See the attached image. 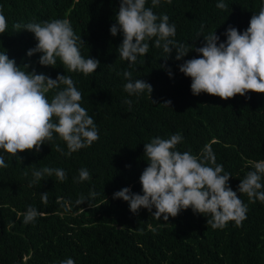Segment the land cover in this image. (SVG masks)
I'll use <instances>...</instances> for the list:
<instances>
[{"label":"trees","instance_id":"1","mask_svg":"<svg viewBox=\"0 0 264 264\" xmlns=\"http://www.w3.org/2000/svg\"><path fill=\"white\" fill-rule=\"evenodd\" d=\"M219 2L160 0L152 9L175 24L173 39L190 51L184 60L198 55L194 48L202 47L210 33L216 32L223 42L229 26L246 30L252 15L264 6V0H223L224 10L217 8ZM119 5L120 0H0L7 21L0 53L6 52L22 70L28 65L27 71L35 69L52 79L70 76L99 133L91 146L71 156L62 154L68 149L55 133L39 152L11 156L0 150L8 165L0 168V264H60L67 258L75 264H264V203H251L246 194L240 199L247 205V218L240 225L229 221L222 229H212L207 225L210 217L191 208L166 222L153 216L155 208L133 214L127 202L113 199L125 187L143 194L139 178L148 166L144 144L156 137L180 133L183 141L177 150L197 156L210 150L216 164L231 174L228 183L238 196L240 180L253 170L249 162L264 160V94L249 92L229 100L205 93L194 96L191 79L179 71L184 61L175 59V49L168 55L155 47V37L147 41L148 52L130 66L118 51L122 35L110 33ZM146 7H152V0ZM53 19L70 22L85 43L81 55L99 61L96 72H70L58 58L54 68L44 67L38 62L41 53L27 56L37 44L34 34L13 25ZM124 71L150 84L151 96L147 90L129 95ZM53 94H47L49 100ZM125 100L133 102L131 110ZM168 100L170 107L159 105ZM44 167L63 169L67 179L60 181L53 174L32 183L33 170ZM81 168L91 179L75 182ZM80 196L86 201L77 205ZM29 206L42 215L25 224Z\"/></svg>","mask_w":264,"mask_h":264},{"label":"clouds","instance_id":"2","mask_svg":"<svg viewBox=\"0 0 264 264\" xmlns=\"http://www.w3.org/2000/svg\"><path fill=\"white\" fill-rule=\"evenodd\" d=\"M146 3L147 0H120L115 23L110 28L113 37L118 33L122 35L118 51L130 66L148 52L147 41L155 37V47L162 48L168 55L175 49V59L184 61L179 65V71L191 79L194 96L205 93L229 100L249 92L264 94V6L258 14L252 15L246 30L240 32L229 26L223 42L216 32L210 33L203 37L202 47L194 48L198 55L184 60L190 51L173 39L175 24H169L167 15L158 17L152 10L160 0H152V7H146ZM217 8L227 10V5L221 0ZM13 27L34 34L37 44L27 56L41 53L38 61L41 66L53 67L58 58L68 71L85 75L96 72L100 66L97 59L81 55L80 47L85 43L67 19L17 23ZM6 29V17L0 12V34ZM28 67L24 65L22 70L6 52L0 53V150L11 156L33 149L39 152L46 141L53 140L55 133L66 143L68 152L62 154L71 156L97 141L98 128L81 106L82 94L72 78L57 75L52 79L43 73L37 74L35 69L29 72ZM167 71L171 77V69ZM122 75L127 80L124 90L129 95L138 96L147 90L151 96L153 88L150 84L142 79L133 80L130 71H124ZM49 92L54 93L51 100L47 96ZM124 103L131 110L133 102L125 100ZM171 103L168 100L159 105L170 107ZM182 141V135L176 133L167 139L156 137L144 144L148 166L139 178L143 194L133 193L125 187L115 192L113 199L127 202L133 214L141 208L151 213L155 208L153 216L163 217L166 222L169 217L175 218L181 211L191 208L195 214L210 217L207 225L212 229H222L229 221L240 225L247 218V205L240 199V194H246L251 203L257 200L264 203V160L249 162L253 170L240 180L238 196L228 183L231 174L216 164L210 150L202 156L190 151L181 152L177 145ZM56 150L62 151L59 146ZM7 167L4 155L0 154V168ZM53 174L60 181L67 179L63 169L44 167L33 170L32 183ZM89 179L91 176L86 168L79 170L78 179L74 178L75 182ZM90 195L94 197L96 193L93 191ZM41 198L47 202L48 194L43 193ZM85 201L86 198L80 196L76 204ZM40 215L42 213L35 207L29 206L23 214V222L32 223ZM60 264H75V261L67 258Z\"/></svg>","mask_w":264,"mask_h":264}]
</instances>
